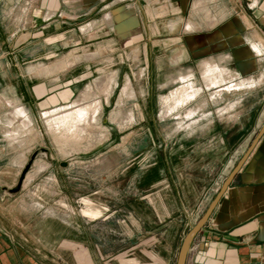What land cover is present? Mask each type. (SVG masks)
<instances>
[{"label": "rangeland", "instance_id": "374dc122", "mask_svg": "<svg viewBox=\"0 0 264 264\" xmlns=\"http://www.w3.org/2000/svg\"><path fill=\"white\" fill-rule=\"evenodd\" d=\"M167 3L147 6L145 24L101 20L95 25L98 32L86 23L68 33V67L75 69L77 87L66 110L101 101L94 126L78 137L62 135L53 116L46 112L29 119L20 106L0 118V144L29 149L0 151V264H15L10 260L18 255L19 264H62V258L63 264H79L77 258L90 264L87 243L106 250L122 244L123 238H131L132 246L140 244L129 256H143L140 249L145 248L152 255L148 245L156 238L164 264H177L186 235L224 178L196 204L185 203L182 213L163 216L162 229L155 232L140 225L136 198L149 192L152 186L142 182L153 179L163 163L172 169L183 158L192 160L194 151L210 140L217 144L223 129L228 132V173L254 140L264 123V54L254 52L243 37L258 29L257 18L264 20V10L260 0H191L181 13ZM188 23L194 29H187ZM2 25L12 32L14 23ZM25 25L19 24L20 32ZM234 25L237 34L230 31ZM80 30L94 31L85 39ZM26 42L0 38V61L6 63L8 56L3 50L8 53L18 44L17 59L25 66L30 58ZM206 64L225 69L226 84L205 87L196 99L174 110L184 102L174 96L179 89L168 94L183 84L182 77L191 76L202 86ZM166 107L174 111L167 113ZM190 109L194 114L188 115ZM213 156L217 160L218 152ZM64 161L66 166L61 165ZM148 218L153 221L152 215ZM25 256L36 262L28 263Z\"/></svg>", "mask_w": 264, "mask_h": 264}, {"label": "crops", "instance_id": "0c3cea01", "mask_svg": "<svg viewBox=\"0 0 264 264\" xmlns=\"http://www.w3.org/2000/svg\"><path fill=\"white\" fill-rule=\"evenodd\" d=\"M166 1L169 5H176L180 13L191 2V0ZM260 2V8L264 10V0ZM160 3L161 0H0V38L6 41L14 37L26 39L25 46L30 50V58L25 66L17 59L18 44L8 53L2 51L3 56L6 54L8 56L6 63L0 61L2 88L0 118L7 117L8 113L12 115V109L19 106L26 110L29 119H38L42 117L41 113L65 110L69 102L71 103L74 95L72 92L77 87L75 69L68 67L67 43L64 42L68 33L78 30V24L86 23L92 25L91 28H96L94 32H98L100 28L95 25L101 20L112 23L116 21L145 24L148 21L147 6ZM257 21L261 26L257 22L258 29L243 37L245 38L243 40L252 43L253 51L255 49L259 54H264V20L257 18ZM8 22L14 23V27L10 29L11 33L10 31L8 33L2 25ZM20 23L26 24L23 32H20ZM187 29L192 30L194 27L188 23ZM231 30H234L235 34L239 33L236 25L231 27ZM93 31L83 33L80 30L82 33L80 37L90 39V33ZM219 40H223L226 45L227 40L223 33H219ZM68 71L71 73L68 74ZM224 73L225 69L219 65L206 64L202 86L195 84L191 76L182 77L183 84L172 89L168 95L183 87L193 95L191 94L192 98L185 103L177 105L174 110L196 99L205 87L216 88L226 84ZM235 85L239 84L232 83V86ZM68 89L71 90V95ZM127 89L128 85L124 91L126 92ZM166 109L167 113L174 111L167 107ZM192 114L194 110L190 109L188 115ZM227 133L226 129L220 131L217 144L213 139L210 140L201 150L194 151L195 157L192 160L189 157L183 158L185 162L176 168L173 166L171 169L161 162L163 165L154 178L142 182L144 186L148 184L152 186L148 193L147 191L141 193L142 195L136 198L140 204L138 214L142 221L140 225H143L145 230L149 229L150 232L161 230L163 216L182 213L185 203L189 202V205H193L199 202L211 192V189H215L214 186L221 177L224 178V183L233 170L229 173L227 171L229 153ZM10 149L29 150L27 146H17L15 143L0 144V151ZM216 152H218L217 160L213 159V154ZM13 164L17 166L19 162ZM177 172L180 177L178 175L175 178ZM188 172L191 174L190 178L182 177ZM114 212L116 211L108 215L111 216ZM128 214L131 212L128 211ZM148 215L153 216L151 218L153 221L148 222L150 220ZM122 223L125 226V219ZM76 225L81 227V224ZM127 228L130 229V226L128 225ZM197 235H200V238L196 239ZM197 235L192 241L186 264H264V135L222 196L213 217ZM154 239L148 245L152 255L147 254L146 248L140 249L144 257L129 256L132 248L140 246L138 243L132 246L131 238H123L122 244L118 246L113 244V247L106 250H102L103 246L99 243L91 241L87 243L89 262L90 264H164L161 244L157 243L156 238ZM115 241L113 239L112 243ZM83 245L84 243H81L80 246ZM157 247L160 248L158 253ZM23 259L28 263L36 262L30 256H25ZM10 261L19 264V255L14 256V260ZM81 261L78 258L76 260L79 264H82ZM61 262L66 263L63 258L59 263ZM38 264L44 262L39 260Z\"/></svg>", "mask_w": 264, "mask_h": 264}, {"label": "bare ground", "instance_id": "6f19581e", "mask_svg": "<svg viewBox=\"0 0 264 264\" xmlns=\"http://www.w3.org/2000/svg\"><path fill=\"white\" fill-rule=\"evenodd\" d=\"M217 76H219V75H217ZM219 79H220V77H219ZM195 93H197V92H195ZM191 94L188 93V90L183 87V88L179 89L176 93H174V96L179 95L180 97H178V99L176 98L177 101L178 102L183 101L185 103L186 100H188L189 98H192L193 94L192 95ZM173 100H174V98H173ZM169 103H170V101H169ZM86 105H84V106H86ZM101 105H102L101 101H99V102L97 101V102L93 103L92 105H87L86 107H84V106L79 107L78 106V107H74L73 109H70V110L65 109L63 112L62 111L59 112L58 110L52 111V112H57V113L47 112L48 114H46V116H48V117L50 115L53 116L51 118V120H54L55 121L54 123H57V125H56L57 126V132L61 133L62 135L77 136V135H79V133L86 131L85 130L86 128L94 126V124H95L94 119L96 116V112L101 108ZM170 107H171V105H170ZM54 123H53V125H54Z\"/></svg>", "mask_w": 264, "mask_h": 264}, {"label": "water", "instance_id": "95a60500", "mask_svg": "<svg viewBox=\"0 0 264 264\" xmlns=\"http://www.w3.org/2000/svg\"><path fill=\"white\" fill-rule=\"evenodd\" d=\"M263 135H264V123L261 126L259 132L257 133L256 137L252 141L251 145L247 149V151L244 153V155L238 161V163L236 164V166L233 168V170L227 176L226 180L224 181V183L221 186L219 192L217 193V195L215 196V198L213 199V201L211 202V204L207 208L206 212L198 220V222L196 223V225L186 235V237H185V239L183 241V244L181 246L180 252H179L177 264H186L187 256H188L189 250L191 248V244H192L193 239L195 238V236L197 235V233L207 223V221L209 220L210 216L212 215V213L214 212V210L218 206V204H219L222 196L227 191V189L230 186V184L232 183L233 179L235 178V176L237 175V173L239 172V170L242 168V166L246 162L247 158L249 157L250 153L252 152V150L254 149V147L256 146V144L259 142V140L261 139V137ZM61 165L62 166H66L67 165V162L64 161V162L61 163Z\"/></svg>", "mask_w": 264, "mask_h": 264}]
</instances>
